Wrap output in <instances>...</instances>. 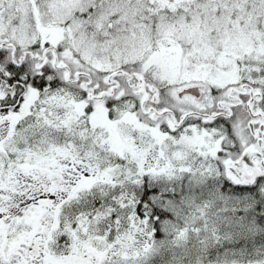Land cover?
<instances>
[{"label": "snow or ice", "instance_id": "snow-or-ice-1", "mask_svg": "<svg viewBox=\"0 0 264 264\" xmlns=\"http://www.w3.org/2000/svg\"><path fill=\"white\" fill-rule=\"evenodd\" d=\"M0 264H264V0H0Z\"/></svg>", "mask_w": 264, "mask_h": 264}]
</instances>
